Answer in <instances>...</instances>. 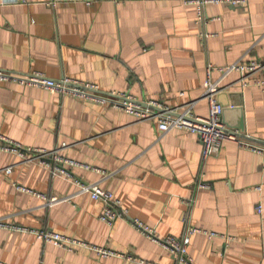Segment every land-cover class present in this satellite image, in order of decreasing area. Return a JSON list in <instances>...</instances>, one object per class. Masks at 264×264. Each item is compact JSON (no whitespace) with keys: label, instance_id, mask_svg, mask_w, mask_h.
Masks as SVG:
<instances>
[{"label":"crops","instance_id":"0c3cea01","mask_svg":"<svg viewBox=\"0 0 264 264\" xmlns=\"http://www.w3.org/2000/svg\"><path fill=\"white\" fill-rule=\"evenodd\" d=\"M195 1L0 0V72L69 79L180 111L194 103L206 118L208 65L264 61V0L208 4L202 22ZM239 78L220 82L223 124L264 145V88L244 89ZM0 138L57 150L67 162L63 173L0 149V264H176L135 220L160 239L201 230L191 236V264H264V155L224 142L204 160L191 131L162 134L156 121L110 105L2 80ZM77 182L113 194L126 217L101 221L104 204ZM20 187L71 200L48 207ZM44 230L119 255L44 242Z\"/></svg>","mask_w":264,"mask_h":264},{"label":"built area","instance_id":"2783aa9c","mask_svg":"<svg viewBox=\"0 0 264 264\" xmlns=\"http://www.w3.org/2000/svg\"><path fill=\"white\" fill-rule=\"evenodd\" d=\"M114 1L118 2L120 0ZM223 2L233 5H241L243 3L238 0L195 1L193 3L198 6L199 21H204L203 10L205 6L208 4H219ZM214 71H218L221 74L219 82L212 81L211 75ZM233 73L240 75L238 83L244 89L252 85L264 88V61L262 60L245 61L241 59L236 63L225 67L208 65L207 80L204 84L203 96V98L209 102V115L206 118L198 117L193 114L194 103L182 108L183 111H180L179 109L166 108L156 103H146L148 106L143 107L141 104L135 102L129 95L117 93L102 95L97 93L96 88L90 84L74 82L69 79L54 81L39 73L18 75L8 72H0V80L15 81L22 86L41 88L53 94L79 97L85 100L95 101L100 104H107L112 106L114 109L126 111L128 114L135 116L139 121H156L158 124V130L162 134L168 133L172 130L191 131L196 134L202 142L204 160L219 154L224 142H235L257 154L264 155V145L242 138L238 132L228 130L223 124L222 118L224 107L218 101V97L223 90L219 85L223 79ZM188 119L193 121H187ZM0 139L4 143L1 145L0 149L17 153L27 162L39 161L47 167L54 168L56 166L58 170L63 173L65 172L59 165H65L67 162L58 155L57 150L47 151L37 148L23 149V147L16 142L5 138ZM68 163L74 164V162L70 161ZM7 172L10 173L11 169H8ZM77 184L79 185L80 194H89L93 200L100 201L104 204V211L100 216L101 221L112 225L118 219L126 217V211L121 208L120 202L114 198L113 194L104 191L98 184H80V182H77ZM207 187V185H200V188ZM19 189L40 196L46 201V206L48 207L71 200L70 197H48L36 194L35 192L26 190L25 188L20 187ZM258 211L261 213L262 209L258 208ZM1 226H3V224L0 223V227ZM135 226L143 235L147 236L154 242L161 243L165 246V248L171 251L176 259V264H191V260L188 255L191 236L201 233V230L190 228L187 230L186 234L180 238L171 236L165 239H160L156 232L145 224L135 220ZM37 236L44 242H51L59 246H66L69 250H72L73 248L87 249L91 255H94L98 259H105L119 255L107 248L89 245L85 242L67 238L48 230L37 232Z\"/></svg>","mask_w":264,"mask_h":264},{"label":"water","instance_id":"95a60500","mask_svg":"<svg viewBox=\"0 0 264 264\" xmlns=\"http://www.w3.org/2000/svg\"><path fill=\"white\" fill-rule=\"evenodd\" d=\"M71 86H72V85H71ZM75 87H78V86H75ZM97 93L102 94V95H108V94H104V93H102V92H98V91H97ZM218 101H219V103L223 106V104H222L221 101L219 100V97H218ZM141 105H142L143 107H147V106H148L147 104H141ZM223 107H225V106H223ZM224 113H225V108H224ZM224 113H223V114H224ZM187 121L192 122L193 120L188 119ZM239 130L242 131V132H244V127L241 126V127L239 128ZM240 136H241L242 138H245V139L250 140L248 137L244 136L243 134H240Z\"/></svg>","mask_w":264,"mask_h":264}]
</instances>
